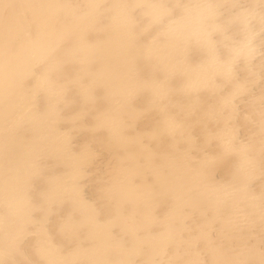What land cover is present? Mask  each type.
Wrapping results in <instances>:
<instances>
[{"label": "bare ground", "instance_id": "obj_1", "mask_svg": "<svg viewBox=\"0 0 264 264\" xmlns=\"http://www.w3.org/2000/svg\"><path fill=\"white\" fill-rule=\"evenodd\" d=\"M0 264H264V0H0Z\"/></svg>", "mask_w": 264, "mask_h": 264}]
</instances>
